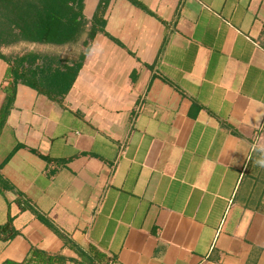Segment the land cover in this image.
Listing matches in <instances>:
<instances>
[{
    "label": "crops",
    "instance_id": "0c3cea01",
    "mask_svg": "<svg viewBox=\"0 0 264 264\" xmlns=\"http://www.w3.org/2000/svg\"><path fill=\"white\" fill-rule=\"evenodd\" d=\"M50 96L0 49V264H264V0H82ZM93 30V34H92Z\"/></svg>",
    "mask_w": 264,
    "mask_h": 264
},
{
    "label": "trees",
    "instance_id": "16d2710c",
    "mask_svg": "<svg viewBox=\"0 0 264 264\" xmlns=\"http://www.w3.org/2000/svg\"><path fill=\"white\" fill-rule=\"evenodd\" d=\"M81 3L82 0H0V49L19 42L61 45L72 40L82 32ZM3 57L8 63V80L29 82L53 97L69 90L80 66L64 62L57 54L35 50ZM4 264H65V258L32 248L22 262Z\"/></svg>",
    "mask_w": 264,
    "mask_h": 264
},
{
    "label": "rangeland",
    "instance_id": "374dc122",
    "mask_svg": "<svg viewBox=\"0 0 264 264\" xmlns=\"http://www.w3.org/2000/svg\"><path fill=\"white\" fill-rule=\"evenodd\" d=\"M8 47L10 48L11 51L14 52H23L27 50L45 51L47 49L46 45L33 44L28 42H19Z\"/></svg>",
    "mask_w": 264,
    "mask_h": 264
},
{
    "label": "clouds",
    "instance_id": "9594fccd",
    "mask_svg": "<svg viewBox=\"0 0 264 264\" xmlns=\"http://www.w3.org/2000/svg\"><path fill=\"white\" fill-rule=\"evenodd\" d=\"M256 163L261 167H264V158L257 159Z\"/></svg>",
    "mask_w": 264,
    "mask_h": 264
}]
</instances>
